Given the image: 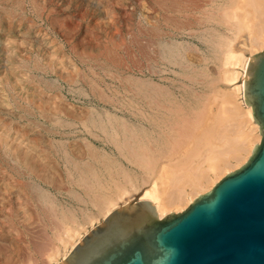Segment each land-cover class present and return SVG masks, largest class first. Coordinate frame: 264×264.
Masks as SVG:
<instances>
[{
  "label": "bare ground",
  "instance_id": "1",
  "mask_svg": "<svg viewBox=\"0 0 264 264\" xmlns=\"http://www.w3.org/2000/svg\"><path fill=\"white\" fill-rule=\"evenodd\" d=\"M152 1L163 15V18L161 16L163 21L158 18V12H152L154 19V23L151 22L154 24L152 36L155 39L150 45L152 55L148 54L147 57L152 56L153 70L149 68L152 70V76L165 81L166 77L164 78L162 75L164 72L159 70L158 65L162 63L169 67L180 68L182 73H176V76L185 82L181 88L183 94H176L173 88L154 84L148 79L125 78L124 85L129 86L128 91L134 97L145 102L149 114H145L141 119L143 124H149L152 127V131L147 130L144 126L127 124L112 116L107 117L108 114L104 121L89 115L91 118H87L89 121L86 120L85 126L100 130L105 135L108 144L116 151L117 156L121 157L128 166L119 162L117 157L111 155L112 153L99 151L91 143L83 144H86L85 151L87 150L86 155L90 158V163H85L86 160L83 162H80L81 159L75 160L76 153L72 152L74 156L61 143L58 144L60 147L62 146L60 148L61 155L63 154L67 161L64 160V162L70 164L71 167V170L67 171L68 183L72 181L71 184L81 191L79 193L68 189L69 194L67 195L72 196L75 201L79 202L78 204L91 205L103 217V221L116 210L117 201H123L124 205H128L134 198V194L140 190L139 200L151 203L159 219L170 212H182L195 198L210 191L224 176L245 164L251 156L254 146L261 140L259 127L253 120L252 109L250 106H246L244 101V79L250 58L264 50V0H218V3L217 0H213L216 4L210 14L205 11L203 13L204 8L202 9V14L205 16L204 22L212 21L217 27H222L226 31V34L223 35L214 28L207 30L209 38L206 41L211 43L212 49L218 57L217 60H220L221 70L217 72L218 74L213 72L214 68L212 72L207 70V67L198 69L202 59L191 52L192 46L185 47L187 44L168 42L169 39L165 42L166 40L163 39L161 22L165 27V23H169L172 29L177 30L178 33L190 31L188 34H192L191 27H196L195 18L199 20L195 13L191 14L195 9L194 6L197 5L196 0ZM19 4L16 3L17 6H15L18 7ZM10 12L13 13V11ZM194 31L196 32V30ZM236 39L238 44L233 47L231 43ZM147 45L149 46V44ZM150 48L148 47V49ZM138 49L140 50V48ZM151 51L149 50V52ZM140 52L143 53V50ZM110 54L112 55V53ZM234 67L239 69L235 71L232 69ZM171 82L174 83V81ZM221 84H224L225 87H220ZM6 87L7 85H5ZM44 103L47 106L48 103ZM36 106L39 107L38 104ZM41 108L43 109L42 106ZM41 108H38L40 112ZM55 110L53 113L56 112ZM60 122L63 124L62 120ZM82 125L84 126L83 122ZM2 139L0 146L4 153L12 154L14 161L22 164L24 171L28 174L40 176L45 169L42 168V170L41 164L38 162L41 161L40 157L44 154L42 152L43 155L39 156L38 151H36L37 154L34 152L37 148L32 147L33 140L30 142L31 147H24V144L16 141L18 143L16 145L19 147L15 148L13 145L10 146L6 135ZM34 144L36 147V142ZM32 148L33 152H31ZM19 149L21 150L19 151ZM76 150L75 152H77ZM69 151L71 150L69 149ZM8 159L10 158L8 157ZM46 162L48 164L51 161ZM50 166L52 165L50 164ZM50 166L49 171H52L54 165L52 168ZM46 172L43 173V179L49 182L52 180V173L46 175ZM65 177L67 176L65 175ZM11 179V174L9 175L5 169L0 167V212L4 215L2 224L3 227H6L5 235L13 236V240H10L12 242L7 245L3 244L4 246L0 245V264H49L59 254L60 247L65 249L80 233L77 228L83 225L76 223L77 217L73 210L60 205L43 189L32 183L26 184L24 181L21 183L18 180L11 184L9 182ZM27 190L33 197V203L35 198V201L37 200L40 205L43 215L46 217L45 220L48 219L50 223L48 225L51 228L48 227L47 230L51 229V231L42 230L45 223H42V228L39 226H33L30 229L26 227L29 226L28 224L35 225L38 218L37 211H35L36 214L35 212L29 214L24 208L26 203L24 202L25 205H22V200L26 202V199L29 200L25 193ZM13 195L14 201L13 199L12 201L16 204L11 206L9 201ZM23 197L26 199H22ZM38 204L35 203L36 206ZM38 214L40 215V213ZM84 217L86 223L94 220L86 214ZM37 224L42 226L41 223ZM74 224L77 227H73ZM22 225L25 227V231H23L25 234H22V230L19 228ZM25 236L28 238L25 239ZM41 236L44 239L40 238ZM83 237L78 238V243ZM5 246L6 248L2 249Z\"/></svg>",
  "mask_w": 264,
  "mask_h": 264
},
{
  "label": "rangeland",
  "instance_id": "2",
  "mask_svg": "<svg viewBox=\"0 0 264 264\" xmlns=\"http://www.w3.org/2000/svg\"><path fill=\"white\" fill-rule=\"evenodd\" d=\"M199 1L196 0L197 5L194 6L195 9L191 13H195L199 19L195 18L198 24L193 21L196 27L191 25L192 34H188L190 31L188 33H178L177 30L172 29L169 23H165V27L161 22L163 39L166 40L165 42L169 39L168 42L187 44L185 47L192 46L193 50L191 52L202 59L201 66L198 69L207 67V70L212 72L214 68L213 72L217 73L221 70L220 60H217L218 57L212 49L211 43L206 41L209 38L207 30L214 28L223 35L226 34V31L222 27H217L212 21L204 22L205 16L202 14V9L208 7L206 10L203 9V13L205 11L210 14L215 7L216 0H212L213 4L211 0H204V3L200 1L201 5ZM16 3H20V7H16ZM7 11L11 15L7 14ZM152 12H158V18L163 21V15L152 0H0V144L3 141L2 137L5 135L10 146L13 145L15 148L19 147L16 145L17 142H21L24 147H27L31 145L30 142L33 140L32 147L37 148V150L34 151L32 148L31 152L34 151L37 154L36 151H38L39 156L43 154V156H46L40 157L41 161L38 162L41 164V169L44 168L45 170L40 176H37V174L32 175L24 171L22 164L14 161L12 154L4 153L0 146V167L5 169L9 175L11 174L12 179L9 181L11 184L18 180L21 183L23 181L26 184L32 183L43 189L60 205L73 210L77 217L76 223L83 225L77 228L80 233L73 238L65 249L60 247L59 254L49 264H60L63 257L66 254L69 255L78 244L79 237L86 236L103 222V217L95 208L87 204H78L79 202L75 201L72 196L67 195L69 190L79 193L81 191L74 184H71L72 181L68 183L67 173L71 170V167L70 164L64 162V155H61L60 148L63 146L69 153H76L75 160L81 159L80 162L86 160L85 163H90L91 160L86 155L87 150L85 151V148L87 143H91L99 151L112 153L111 155L117 157L119 162H123L125 166H128L121 157L117 156L116 151L108 144L105 135L100 130L85 126L86 120L93 116L97 120L104 121L106 114H108L107 117L112 116L127 124L138 127L144 126L147 130L152 131V127L149 124H143L141 119L145 114H149L145 102L134 97L128 91L129 86L126 83L127 86L124 85L127 77L148 79L154 84H162L173 88L176 94H183L181 88L185 82L176 76V73H182V70L177 66L169 67L162 63L158 65L159 70L164 72L162 75L164 78L166 77V81L151 74L153 70L152 56L149 58L147 56H149L148 54L152 55L150 45L152 40L155 39L152 36L154 25L152 24L154 23ZM145 42L149 46L145 45ZM231 44L236 47L238 44L237 39ZM137 47L141 51L143 50V53ZM144 53L146 54L144 55ZM141 54L143 55L141 56ZM232 69L236 71L239 68L234 67ZM168 79L169 81H167ZM171 81H174V83ZM4 84L8 88H5ZM220 87H225V85L221 84ZM99 94L102 96L98 97ZM44 102L48 103V107ZM41 103L42 105H39ZM37 104L39 107L36 106ZM46 107L48 110L45 109ZM38 108H41L44 113L40 112ZM51 109H54L56 114ZM50 111L52 112L50 113ZM56 119L62 120L64 125ZM55 121L58 122V125ZM34 140L39 150L37 146L35 147ZM60 143L62 144L61 147L58 145ZM84 143L86 144L83 145ZM40 149H43V151ZM75 149L78 153L75 152ZM79 156L83 157L80 158ZM43 158H45L44 161ZM46 161L51 162L47 164ZM45 164L48 166L45 167ZM50 164L54 167L52 168ZM49 166L52 168L51 172ZM47 170L48 172H46ZM45 172L46 175L52 173L53 178L48 176L51 177V181L47 182L43 179V173ZM16 173L21 176H17ZM28 191L25 192L27 195L25 196L29 200L23 197L22 199H26L27 202L22 200V205L26 203L24 208L27 213L33 212L34 214L37 211L40 215L35 212L39 218L38 220L36 217L38 222L36 221V224L32 226L28 224L29 226L26 227L30 229L33 226H39V228H42V223H45L44 227H46H43L42 230L51 231V229L47 230L50 223L48 219L45 220L46 217L43 215L40 205L37 200L35 201V198L33 203V197ZM140 191L134 194L133 202L135 200L140 201ZM25 193L23 192V194ZM12 199L14 201V195L9 201L11 202L10 205L14 206L16 203ZM117 202L116 209L125 206L123 201ZM35 203L38 205L36 206ZM32 207L33 209H31ZM84 214L94 220L86 223ZM2 222H4V215L0 212V245L4 246L12 242L10 240H13V236L5 235L6 227H3ZM37 223H41L42 226ZM73 227H77V225L74 224ZM19 228L22 230V234H25L23 232L25 227L22 225ZM27 238L25 236V239ZM40 238L44 239L42 236ZM3 248H6V246Z\"/></svg>",
  "mask_w": 264,
  "mask_h": 264
},
{
  "label": "water",
  "instance_id": "3",
  "mask_svg": "<svg viewBox=\"0 0 264 264\" xmlns=\"http://www.w3.org/2000/svg\"><path fill=\"white\" fill-rule=\"evenodd\" d=\"M244 101L261 140L245 164L179 213L149 202L114 210L60 264H264V50L250 58Z\"/></svg>",
  "mask_w": 264,
  "mask_h": 264
}]
</instances>
